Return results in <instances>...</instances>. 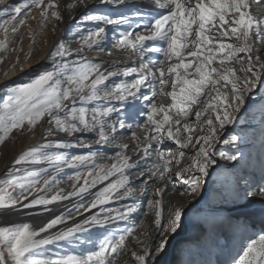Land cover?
<instances>
[{
    "label": "snow or ice",
    "instance_id": "1",
    "mask_svg": "<svg viewBox=\"0 0 264 264\" xmlns=\"http://www.w3.org/2000/svg\"><path fill=\"white\" fill-rule=\"evenodd\" d=\"M80 2L84 3V0ZM99 2L125 4V0ZM255 3L264 5V0H255ZM154 6L162 11L145 26V33L124 32L115 47L118 50L135 52L141 59L145 52L161 53L165 59L142 63L140 68L126 67L125 76L135 75L130 82L117 83L109 89L105 82L117 75L116 71H99L98 63L80 55L82 49L75 51V59H67L74 53L60 42L52 53L53 56L63 58L60 63H55L51 69L36 74L28 83L6 89V94L0 102V144L8 140L14 130L22 131L25 126L28 130H33L45 117L54 127L47 129L45 143L30 146L19 153L12 167L7 170L5 178L0 179L2 185L0 209H13L19 204L24 209L44 206V211L47 212L50 211L48 206L54 202L80 196L89 188L108 181L112 176H117V179L111 180L95 192L94 199L85 211L100 206L103 212L105 211L103 206L113 199L133 198V203L126 205L123 211L117 209L115 215L109 212L104 220L93 214L70 228L54 233H50L49 230L64 223L66 219H71L69 215L65 213L55 215L36 230L28 223L0 226V264H116L119 255L129 252L126 244L129 237L135 239L139 246V250L130 251L134 264H150L155 260L153 252L159 254L165 249L166 234L174 233L180 227L184 207H174L165 222L163 214L165 188L156 187L153 191L156 198L148 199L147 207L154 213L155 231L163 234L164 238L155 249L148 243L150 237L146 232L145 239L141 240L140 237L133 235V228H126L119 236H105L99 241L96 250L88 251L86 254L64 255L53 259L52 254L41 251L45 246L59 242L80 243L78 233L88 230L85 225L104 227L113 221L127 220L138 208L135 202L137 190L131 187L133 179L131 171L137 170L139 177L146 175L144 171L139 170L140 161L132 162V159L124 154V150L129 148L128 144L121 146L122 151L115 154L112 158L113 163L99 165L96 163L97 153L91 151V145H87L90 150L86 155H75L68 160L66 152L47 151L53 146L52 142L47 140V136L52 135L54 131L68 135L95 133L99 137L96 141L98 145L110 144L115 140L117 130L116 123L111 120V115L117 111L115 102H119L122 109L129 101L142 98L149 101V111L145 123L138 125L145 133L143 141L136 146L140 160L146 159L153 150L151 141L162 144L165 140H171L178 146L177 156L172 159L167 158L170 153L160 148L155 149L161 163L153 164L152 168L155 171L148 173L144 184L157 176L161 180L171 179L169 174L173 160L179 163L185 156L183 150L195 140L199 147L191 157L190 163L175 172V176L189 184L191 193L196 194L203 187L209 168L216 163L214 147L220 142L226 126L237 120L236 114L244 106L247 96L252 94L258 85L264 84V60L256 54L255 48L256 42L264 44V14L259 17L252 14L251 0H154ZM33 8L38 9L39 23L42 25H46L52 19L57 21L63 19L57 0H24L23 3L3 5L0 7V18L7 19H0V30L3 31L0 50L6 51L11 37L19 32L20 27L27 25L29 19H36L32 15ZM134 14L138 15L139 12ZM82 20L121 25L128 23L129 17L121 15L113 20L107 15L85 13ZM193 32L195 39L190 41L193 50L185 53L183 50L189 46L188 37ZM29 34L33 36L34 41L31 29ZM104 38L105 29L98 27L94 32L89 31L88 35L82 38V43L87 49L100 48ZM146 42H152L153 46L146 47ZM156 42H161L165 46L157 47ZM100 50L103 51L102 48ZM233 61L239 64V68L233 66L231 63ZM149 64L155 67H149ZM189 69H193V72L190 73ZM149 77H152L155 83L149 81ZM169 78L171 91L165 92ZM145 83L151 88V97L141 96L140 90ZM156 83L159 85V92L156 90ZM206 89L208 99L202 102L201 109L195 111V120L199 122L202 116L210 114L199 125L200 131L204 134L193 137L191 133L194 129L190 123L182 124L181 120H186L189 116L192 105L201 103L199 97L205 95ZM223 89L227 91H222ZM158 94L170 97L171 103L157 105L154 99ZM119 127L121 129L125 127L123 121L119 122ZM183 133L188 135L181 139ZM132 135L139 139L135 132ZM237 140L236 135H231L223 142L235 144ZM76 142L84 146L83 136L78 137ZM73 146L74 144L65 140H58L55 144L56 148ZM219 155L232 161L237 159L239 153L227 155L220 152ZM37 161H47L55 171H59L61 165L68 168H76L78 165L91 166L96 169V174L93 176L91 170L86 176L76 172L75 180L83 179V184L79 186L74 184L73 191L68 192L66 196L62 194L63 189H60L49 198L41 193L53 191L49 185L55 181V176L45 180L43 186L37 187L38 178L47 169L26 172L22 176L16 174L19 172L17 165ZM185 173L188 175L185 176ZM147 190L146 187H141L139 191L144 193ZM246 194L255 195L251 191ZM258 194L264 197V186L259 187ZM29 196L32 198L29 199ZM80 207H83V204ZM139 227L143 228L145 225L141 223ZM232 264H264V234L254 239L249 238L238 258H233Z\"/></svg>",
    "mask_w": 264,
    "mask_h": 264
},
{
    "label": "bare ground",
    "instance_id": "2",
    "mask_svg": "<svg viewBox=\"0 0 264 264\" xmlns=\"http://www.w3.org/2000/svg\"><path fill=\"white\" fill-rule=\"evenodd\" d=\"M6 1L7 2L3 5H8L7 3L11 2V0ZM147 1L148 0H141L139 7L136 6V10H141L140 5L145 7V9H155V7L150 5V3ZM57 2L59 4V11L63 16L62 20L57 21L52 19L48 21L46 25H42L39 23L40 17L38 9L33 8L32 15L35 16L36 19H29L27 25L20 27L19 31L21 33L19 38H17L16 35L12 36L6 51L0 50V60H2V62H0V88H2V86L4 87V94L1 96H5L6 89L8 87L28 83L30 78L36 74L43 70L51 69L55 63H60L63 58L52 55V53L56 50V46L60 42H63L65 47L74 53L72 57H67V59H75V51L77 49H82L80 55L85 56L88 59H92L94 62L98 63L100 65L99 71H116L117 75L110 77L105 82L109 89L117 83L126 81L130 82L135 78L134 74L129 76L124 75V69L126 67L140 68V65L143 63V61L141 62L139 60V55L135 52L118 50L115 47L116 42H114L112 45L110 42H106L105 38L103 43L100 45V48L94 47L93 49H87L82 43V38L86 37L89 31L94 32L98 27H102L101 24L104 25L103 27H106L105 37L107 31L112 29L113 24H106L100 21L82 20V16L85 13L107 15L112 19L116 9L114 10L112 8L113 6L111 7V2L107 4L100 3L99 0H93L92 2L84 0V3H81L80 0H57ZM69 5H72V7H68ZM85 5H87V7H85ZM129 5H131L129 2L123 5L116 4L117 11ZM133 6H135V4ZM142 11L144 10L142 9ZM161 11L162 10H159L158 12ZM251 12L254 16L259 17L260 15L264 14V8L258 7L257 9H254L251 5ZM121 15L128 16L129 21L132 18V16L127 14H118L115 19L119 18ZM146 25L148 24L141 23L134 25L133 27L129 28L128 32H140L139 30L145 29ZM193 27H195V25ZM29 29H31L32 33H34V41L33 36L29 34ZM2 38L3 31H0V39ZM194 39L195 34L193 32V34L188 37L189 46L183 50L185 53L193 50L190 41ZM256 43L260 45V48L257 50L256 54L260 55L259 51L264 49V44H261L260 42ZM101 48L103 51L100 50ZM94 49L100 50V54H96V50ZM17 57L19 58L18 62ZM160 57L161 58L159 60L165 59L162 54ZM147 60L157 61L158 59L156 60L155 57L150 56ZM166 63L168 62L166 61ZM231 63L233 66L239 68V64L235 61ZM180 71L183 72V69ZM189 72L192 73L193 69H189ZM149 81H153L155 83L152 77H149ZM5 82L10 84L5 86ZM259 87L260 85H258L254 91H257ZM156 90L159 92L158 83H156ZM140 91L141 94L145 91H148L150 93V97L152 96V91L148 83H145V85L141 87ZM168 91H171V78H169L168 86L165 87V92ZM207 91L208 90L206 89L205 95L199 97L201 103L191 106L189 109V116L186 118V120H181L182 124L184 122L190 123L194 129V131L191 133L193 137L204 134L200 131L199 125L203 123V120L206 119L207 115L210 113L202 116L199 122L195 120L194 113L195 111L201 109L203 107L202 102L208 99ZM222 91H227V89H223ZM213 95H215V93H213ZM250 98L252 100L251 94L246 98L248 103H250ZM154 102L157 105L161 103L167 105L171 103V99L170 97H164L158 94L156 95ZM253 102L256 104L262 103L260 98H255ZM115 105L117 111L111 115V120L113 123H116L117 128L119 127L120 121H123L125 127L116 130L115 140L110 144L98 145L96 141L99 139V137L95 133L68 135L63 132L54 131L52 135L47 136V140L51 141L53 145L50 149H47V151L66 152L68 160H71V157L75 155H86L90 150L87 145H91V151H95L97 153L96 163L99 165H110L113 163L114 161L112 158L115 157L117 152L122 151L121 146L128 144L129 148L124 150V154L130 157L132 162L140 161L139 170L146 173L144 177H139V175L135 177L134 174L137 170L131 171V176L133 177L131 187L137 190L135 202L138 204V208L136 212L132 213L127 220L113 221L106 224L104 227L91 224L85 225L88 230L83 233H78L79 239L83 236L86 237L87 234L91 233L103 234L104 237L108 235L119 236L124 229L133 228L137 236L143 238H145L144 233L146 232L147 236L151 239V245L153 249H155L159 241L164 237L163 234L155 231L153 225L154 213L148 209L147 200L155 199L156 197L153 196L154 189L156 187H162L165 188V193L163 195V214L165 222H167V217L174 207L183 206L185 211L181 218L180 227L176 232H169L166 234L167 244L165 249L159 254L153 252L155 260L150 262V264H162L166 259L168 262V255L172 253L176 247L183 251V255L180 259L184 263L187 260L192 259L191 264H218L219 258L224 256L229 262L231 261L232 264L233 258H238V255L241 253L242 247L240 240L237 242L233 241L235 244H233L232 247L230 238L223 237L227 227L229 214L235 213V215H238V218L242 220V223L235 226L237 230L244 228L243 226L246 224H248V227L250 228H255L256 225L258 226L257 223H259V221L257 219L258 217L253 214L255 213L254 210L259 211L258 213L261 215L264 214V198L260 197L258 194L259 188H254L251 185H247L245 190L252 191L255 195L246 197V195L239 193L240 188L238 186L235 187L233 183L229 181V179L237 177V170L239 171L240 169H246L245 173L242 175L246 176L250 170L257 168L258 166V162L256 164H250L251 157L247 156L246 154L254 148L253 146L255 144L257 145L261 143L262 146L264 145V138L261 142L258 140V138L251 137L249 134V132H255L258 126L262 124L264 125V109L262 112H257L253 114L252 117L242 120L240 119V115L243 112V107L241 108L240 112L236 114L237 120L233 124L226 126L224 135L221 137L220 142H218L214 147V152L216 153V163L209 168V174L203 181V187L198 193L193 194L191 193L190 185L182 181L179 177H176L175 172L180 171L190 163L191 157L199 147V144H196L194 140L188 148L183 150L185 152V156L183 159L179 160V163H177L176 160H173L171 164V173L169 174L171 175V179L161 180L157 176L153 177L145 185L144 180L147 179L148 173L150 171H155V169L152 168L153 164L161 163L155 149L160 148L166 153H170L167 158L172 159V157L177 156L178 146L174 143V141L171 140H165L162 144H157L156 141H151L150 143L153 145V150L150 151L149 156L146 159L140 160V156L137 155L136 152V146L143 141L139 137V130L143 131V129L139 128L138 125L142 124V118L145 121L147 119L146 114L149 111V101H146L145 104H143V107H141L144 112L146 110L144 115H142V118L133 117L135 107L134 100L129 101L122 109L120 108L119 102H115ZM92 106L94 105H89V107ZM50 127L54 126L50 125L48 123V118L45 117L33 130H28L27 126H25V129L22 131L14 130L10 138L4 143L0 144V179L5 178L7 175V170L12 167L15 157L19 153L30 146H38L45 143L46 131ZM133 132L136 133V136L139 137V139L133 137ZM81 135L83 136L84 146H81L76 142L77 138ZM186 135H188V133H183L181 139H183ZM231 135H236L238 140L235 142V144H225L223 141L228 139ZM58 140H65L74 144V146L71 148H56L55 144ZM220 152H224L227 155H237V153H239V155H237L236 160L230 161L226 158H222L219 155ZM177 159L179 158L177 157ZM16 167L19 168V172L16 173L19 176L24 175L26 172L40 171L42 168L47 169V171L42 173L38 178L37 187L43 186L45 180H50L53 176H55V181L49 185L53 191L49 193H41L49 198L60 189H63L62 194L66 196L68 192L73 191L74 184L77 186L83 184V179H80L79 181L75 180L76 172H80L82 176H86L91 170L93 176L96 174L95 168L85 165H78L76 168H68L61 165L60 170L55 171L47 161L22 163ZM224 167H226L228 170L223 171L224 169L222 168ZM218 173L222 174L218 175ZM184 175L187 176L188 173H185ZM70 177H72V179H70ZM114 179H117V176L109 177L108 181H104L97 184L95 187L89 188L86 193H83L80 196H72L68 199L54 202L48 206L50 211L47 212L44 211V206H35L30 209H24L19 204L13 209H0V226L28 223L34 230H36L42 227L55 215L61 213L69 215L71 219H66L64 223L49 230L50 233H54L56 231L70 228L74 224L80 223L82 220L93 214H96L99 219L104 220L109 212L112 215H115L117 209L123 211L126 205L133 203V198H125L121 200L113 199L103 206L105 210L103 212L101 211L100 206L91 209L90 211H85V208H87L94 199V193ZM0 187H2V185H0ZM141 187H146L148 189L147 192L140 193L139 190ZM35 194L36 193L33 191V195ZM24 195H28V193H24ZM17 196L19 199V193H17ZM31 198L32 196H29V199ZM205 200L208 201L209 205L207 207H202V202ZM228 203H234L235 206L227 208L224 211L222 210L221 213L215 211L216 207ZM81 204H83V207H80ZM196 209H203V211L194 214ZM145 212L150 213V216L148 217ZM141 223H143L145 227H139ZM147 224L151 226L149 231L146 229ZM195 226L199 229L195 230L194 232L192 229ZM251 232H253V235ZM185 233L187 234L185 237H183L182 235ZM212 234H218L220 236L217 237L215 241H210L209 238ZM254 234L258 235L255 237ZM261 234L264 233H258L257 231L255 232L254 230H251L247 235L248 238L246 237V240L249 238H257ZM182 237L184 239H182ZM100 240L101 239L95 242L96 245L99 244ZM129 240H132L135 249L139 250V246L136 244L135 239L129 237V239L126 241L129 252L119 255L125 260L130 258V249L128 247ZM200 240L201 243H199ZM60 243L63 242H59L57 244ZM57 244L45 246V249H42L41 251H47L49 254H56L53 249L56 248ZM75 246L78 245L69 243L68 248L59 250L63 251L65 255H71L74 253H72V249L70 250V248H74ZM168 246L170 247L168 248ZM79 253L82 254V251ZM193 257H198L199 260H201V263L197 260H194L195 258Z\"/></svg>",
    "mask_w": 264,
    "mask_h": 264
},
{
    "label": "rangeland",
    "instance_id": "3",
    "mask_svg": "<svg viewBox=\"0 0 264 264\" xmlns=\"http://www.w3.org/2000/svg\"><path fill=\"white\" fill-rule=\"evenodd\" d=\"M89 2H92L93 0H88ZM141 0H125V3L129 2V6H126L125 8L123 9H119L117 11V6H116V3H111V7L115 10L114 11V15L112 17L113 20H115V18L118 16V14H127L129 16H132V18L130 19V21H128V23L126 24H121V25H117V24H113V27L112 29L108 30L107 33H106V37H105V40L106 42L108 41V43L110 42V44H114V42H117V40L119 39L120 35L124 32H128L129 28L130 27H133L134 25H138V24H141V23H146V24H150L155 18H157L158 16V9H145V7H141V10H136L137 7H139V3H140ZM7 1L6 0H0V6L3 5L4 3H6ZM23 3L24 0H11V2H8L7 4H12V3ZM148 3H150V5L154 6V0H148L147 1ZM135 4V6H133ZM251 5H252V8H264V5H257L255 3V0H252L251 2ZM137 6V7H136ZM155 7V6H154ZM100 8V6H99ZM98 8V9H99ZM142 9L144 11H142ZM33 10V9H32ZM33 12V11H32ZM139 12L138 15L134 14V13H137ZM0 19H7V17H4V18H0ZM101 26L103 27L104 25L101 24ZM105 28L106 30V27H103ZM2 31V30H0ZM140 32L145 33V29H142V30H139ZM20 31L16 34L17 38H19V35H20ZM153 46V43L152 42H146V47H152ZM155 46L157 47H161V46H165L163 45L161 42H156L155 43ZM255 48L258 50L260 48V45L258 43H255ZM96 50V54H100V50L98 49H94ZM260 52V59L263 60V56H264V49L259 51ZM243 55V54H241ZM150 56H153L155 57V59L159 60L161 57V53H157V52H145L144 53V56H143V59H141L140 56H138L139 60L143 63H147ZM149 67H155V65L153 64H149ZM10 83H4L5 86L9 85ZM4 87L2 86V88H0V99H1V102L4 98V96H1L4 94ZM143 95H148L150 96V93L148 91H145L141 94V96ZM252 100L250 98V103H248L247 101H245V104L243 106V112L242 114L240 115V119H246L248 117H252L253 114L257 113V112H262L263 109H264V84L260 85L259 89L257 91H254L252 94ZM255 98H260L262 103L261 104H256L255 102H253V100ZM249 101V100H248ZM135 102V107H134V112H133V117H140L142 118V115H144L145 112L141 109V107H143V104H145L146 100H143L142 98L141 99H137V100H134ZM142 105V106H141ZM137 107V108H136ZM263 119H264V116H263ZM141 123H145V120H141ZM140 123V124H141ZM117 129H121L120 127H118ZM264 125H260L257 127V130L254 132H249L250 136L251 137H256L258 138V140H260L261 142L263 141L262 139L264 138L263 134H264ZM231 131V130H229ZM232 134H235V133H232ZM144 131L142 130H139V137L141 140L144 139ZM131 140V139H130ZM254 148L248 152L246 155L251 157L250 158V164H256L258 162V166L257 168H254L252 170H250L246 176H242L246 169H240L239 171L237 170V177L236 178H231L229 179V181L231 183H233V185L235 187H239V193L240 194H244L246 195V197H249L246 193L248 191L245 190V187L247 185H251L252 187L254 188H259V187H262L264 186V145L262 146L261 143L259 144H255L253 146ZM153 155V154H152ZM224 169L223 171H226L228 169H226V167L222 168ZM233 171V170H232ZM223 173V172H222ZM222 173H218L219 174H222ZM139 175V172L138 171H135V174L134 176L137 177ZM225 175V174H224ZM229 176V175H228ZM246 178V179H244ZM252 192V191H251ZM262 197V196H260ZM264 198V197H263ZM209 205L208 201L205 200L202 202V207H207ZM255 205V204H253ZM232 206H235L234 203H228V204H223L219 207H216L215 211H217L218 213L222 212V210H226L227 208H230ZM203 211V209H196L194 214L196 213H199ZM255 213H253L256 217H258V221L259 223L258 226L256 225L255 228H250L248 227V224H246L245 226H243L244 228L240 229V230H237L236 229V225L242 223V220L240 218H238L239 216L238 215H235V213H230L229 216H228V222H227V227L225 229V234L223 237H228L230 238V241L232 242V247H233V244H235L233 241H241V247H243V245L246 243V237L247 235L249 234V232L251 230H254L255 232L257 231L258 233H264V214H260L258 213L259 211L257 210H254ZM145 214L149 217L150 216V213L148 212H145ZM237 216V217H236ZM133 223V222H131ZM146 229L149 231L151 229V226L149 224H147L146 226ZM199 229L198 227H194L192 230L195 232V230ZM250 229V231H249ZM246 230V232H245ZM223 233V232H222ZM187 233L183 234L182 236L185 237ZM197 234V233H195ZM251 234L253 235V232H251ZM134 236H137V234L134 232L133 233ZM258 234H254V236L256 237ZM220 235L218 234H212L210 236V241H215V239H217V237H219ZM137 237H140V236H137ZM182 237V239H184ZM104 238V235L103 234H99V233H91V234H87V236H83L82 238H80L79 240L81 241L80 243H76V244H73V245H78V246H75L74 248L71 247L70 250L72 249V253L76 254V255H80V251H82V254H86L88 251H94L97 249V246L96 245V241L99 240V239H102ZM248 238V237H247ZM141 240H144L145 238L143 237H140ZM88 241H91V243H89ZM148 243H151V239L148 240ZM199 243H201V240L199 241ZM68 245L69 243L68 242H63V243H60V244H57L56 245V248H54V252L56 254H52L53 255V259H56V258H59L61 256H64V252L59 250V249H63V248H68ZM158 245V244H157ZM128 247L131 250H136L134 245H133V241L132 240H129L128 241ZM170 246H168L169 248ZM84 250V251H83ZM154 254V253H153ZM183 255V251L178 247H176L174 249V251L172 253H170L168 256L169 260L167 262V259L162 263V264H191L192 263V259H189L187 260L185 263L181 261V256ZM195 258L194 260H197L201 263V260H199L198 257H193ZM116 264H134L131 256L128 260H125V259H122L120 256H118L116 258ZM218 264H231V261L229 262L224 256L223 257H220L219 258V263Z\"/></svg>",
    "mask_w": 264,
    "mask_h": 264
}]
</instances>
